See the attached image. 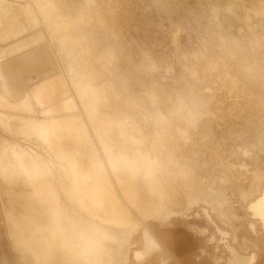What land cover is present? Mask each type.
I'll list each match as a JSON object with an SVG mask.
<instances>
[{"label": "rangeland", "instance_id": "374dc122", "mask_svg": "<svg viewBox=\"0 0 264 264\" xmlns=\"http://www.w3.org/2000/svg\"><path fill=\"white\" fill-rule=\"evenodd\" d=\"M96 7L106 8L108 27L94 20ZM110 21L120 41L110 51L115 55L105 57L112 48L106 36ZM22 37L34 41L32 46L4 59L1 53L18 51L9 48ZM241 46L264 54V0H0V106L39 108L53 137L79 150L80 189L89 204L123 225L141 223L164 244L145 264H217L226 253L217 227L229 232V241L236 236L242 252H256L261 264L264 233L250 232L247 206L263 190L264 96L243 84L236 68ZM185 72L192 87L187 95L224 119H207L191 145L182 147L166 127L181 128L171 111L181 101ZM120 83L142 114L123 106ZM88 86L103 99L115 97L123 109H102L91 121L83 103ZM8 117L11 126L0 124V264H35L21 254L11 220L20 218L27 199L9 191H25L17 163L41 153V142L23 135L10 111ZM147 131L158 170L148 178L139 152L113 137L130 133L141 139ZM5 174L12 183L7 192ZM198 182L204 183L207 202L201 198L189 207L184 189ZM170 203L189 209L163 219L162 206ZM135 241L134 249H143L141 235Z\"/></svg>", "mask_w": 264, "mask_h": 264}, {"label": "bare ground", "instance_id": "6f19581e", "mask_svg": "<svg viewBox=\"0 0 264 264\" xmlns=\"http://www.w3.org/2000/svg\"><path fill=\"white\" fill-rule=\"evenodd\" d=\"M101 8L103 7L101 6ZM100 9L96 7L98 11L95 12L98 16H94V20L98 25H101L100 27L104 25L108 27V20L106 18L108 15L105 14L106 8L104 9L105 12L103 9ZM93 15L95 14L93 13ZM113 16L115 17L116 15ZM115 18L113 19L114 22ZM107 31L109 35L106 32V36L111 39L110 44L112 48L108 47L111 50L107 49L109 50L108 53H102L105 57L112 54L110 51L114 49L113 45L118 44L120 41V38L116 34V25L114 26L111 21ZM112 55H115V53ZM97 59H101V56L98 55ZM111 59L109 58V61ZM256 61L262 62V67L255 68L253 62ZM109 65L111 66V64ZM238 66L240 69L239 75L244 79L243 84L245 83V86L250 87L258 95L264 96V54L248 53L247 49L241 46L240 59L236 62V68ZM183 78L182 82L179 83L182 89L178 94L179 98L181 97V101L178 103L173 102L174 108L171 111L173 117L177 115L175 119L178 120L181 128L166 127L181 142L182 147L185 145L189 146L190 141L193 140L191 136L196 134V129L207 119L215 121L224 119L212 108V110H204L202 104H197V101L195 104L193 97L187 95L188 89L192 88L188 85L189 75L185 72ZM122 86L121 84L122 96H124L122 101L123 106L132 108L130 110L135 114L137 111L142 114L140 103L136 102L132 96L123 91L125 88ZM118 90V93H120V89ZM181 93L183 96H180ZM116 100L112 96L103 99L98 89L94 86H88L84 90L83 103L87 108V115L91 121H94L96 114L102 109L110 110L114 114L123 109L118 105L119 102L117 103ZM9 111L12 121L20 122L21 129L25 132L23 135L30 138L37 137L41 142L40 149L42 151L41 153L33 151L29 159L21 157L17 163L25 176V191L23 188L13 192L9 191L7 185L11 183V178H7V174L3 175L2 178L6 192L9 191L11 196L18 195L27 199L25 204H23L24 212L21 213L20 218L17 216L11 218L18 231L16 233V240L18 241V245H20L19 247L22 248L21 254H25L28 259L32 257L31 259L35 264H117L118 261H124L129 257L131 245L140 235L141 239L149 238L157 244L150 232L146 228L141 227V223L123 225L116 218L110 219L108 216L101 215L96 211L95 207L89 204L80 189V173L83 169V163L79 159L81 156L79 150L65 145V142L58 136L53 137L52 129L47 125L45 119L43 117L39 118L40 115L42 116L39 108L37 112L33 109L28 110L26 106L5 110L1 105L0 124L2 126H11V121L8 117ZM17 111L27 112L29 116H22ZM151 136L152 131H147L141 139L134 137L130 133L126 135L119 133L113 135L116 142L126 143L139 152L143 175L147 178L154 176V172L157 173L158 171L154 168L153 153L150 147ZM14 154H17V151H14ZM12 179L14 182L13 176ZM16 183L18 184V181ZM203 185V182H198L193 188L184 189L185 194L183 196L189 207L198 204L201 198H204L207 202L208 193L203 188ZM26 193L29 194L28 197H26ZM161 198H164L163 195ZM189 207L177 209L174 204H163L162 208L164 210L161 217L168 219L169 215L178 214L183 212L184 209H189ZM213 208L215 207L213 206ZM224 216L222 220L227 221L226 219L229 217ZM26 257L25 259H27Z\"/></svg>", "mask_w": 264, "mask_h": 264}, {"label": "flooded vegetation", "instance_id": "af4514ba", "mask_svg": "<svg viewBox=\"0 0 264 264\" xmlns=\"http://www.w3.org/2000/svg\"><path fill=\"white\" fill-rule=\"evenodd\" d=\"M259 178H260V174H259ZM262 183H263L262 192L260 193L259 196L255 197L253 201H251L247 206V210L249 211L251 216V220L248 223V228L253 235H258L259 232L264 233V180L262 181V179H260L259 186ZM180 216H184V212H180L178 214H171V216H169L168 218L169 219L178 218ZM217 231L221 235V241L224 244V248L226 251L224 257H217L215 259V262L217 264H256L257 263L256 252H246V251L242 252L235 245V242L237 241L236 236L233 237L232 239L233 241L231 240L229 241L230 234L228 231L222 230L220 227H217ZM150 234L155 238L157 244L154 243L149 238L142 239L143 249L140 250V249H134L136 245V241H134V243L131 245L129 257L124 261L123 260L118 261L119 262L118 264H130L131 262H136L140 264L142 262L145 264L147 258L150 257L152 254L154 253L159 254L163 252L165 250V247L162 241L159 240V238L152 232H150ZM210 240L211 242H213L215 240V237H211ZM163 263H165V260H163Z\"/></svg>", "mask_w": 264, "mask_h": 264}, {"label": "crops", "instance_id": "0c3cea01", "mask_svg": "<svg viewBox=\"0 0 264 264\" xmlns=\"http://www.w3.org/2000/svg\"><path fill=\"white\" fill-rule=\"evenodd\" d=\"M33 43H34V41H26V42H24V38L22 37L18 41H15V43H12L10 45L12 47L9 48V49H15V47H20L18 49V51L12 50V52H10L11 54L5 53V52L4 53H1V54L5 56L4 59L7 57V55L8 56H14L16 54H19V53L27 50L29 47L32 46ZM9 49L4 48L3 50L9 51ZM259 243H260L259 246H261V248L264 250V237L259 241ZM261 264H264V255H262Z\"/></svg>", "mask_w": 264, "mask_h": 264}]
</instances>
